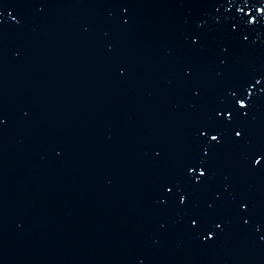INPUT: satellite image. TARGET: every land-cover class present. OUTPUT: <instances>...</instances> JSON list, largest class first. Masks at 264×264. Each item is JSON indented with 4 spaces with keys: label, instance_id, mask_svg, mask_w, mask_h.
Instances as JSON below:
<instances>
[{
    "label": "water",
    "instance_id": "water-1",
    "mask_svg": "<svg viewBox=\"0 0 264 264\" xmlns=\"http://www.w3.org/2000/svg\"><path fill=\"white\" fill-rule=\"evenodd\" d=\"M0 264H264V0H0Z\"/></svg>",
    "mask_w": 264,
    "mask_h": 264
},
{
    "label": "snow or ice",
    "instance_id": "snow-or-ice-1",
    "mask_svg": "<svg viewBox=\"0 0 264 264\" xmlns=\"http://www.w3.org/2000/svg\"><path fill=\"white\" fill-rule=\"evenodd\" d=\"M213 139H215V137H213Z\"/></svg>",
    "mask_w": 264,
    "mask_h": 264
}]
</instances>
